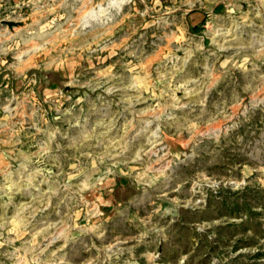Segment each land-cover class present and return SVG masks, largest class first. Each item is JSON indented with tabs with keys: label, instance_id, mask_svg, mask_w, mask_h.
I'll return each mask as SVG.
<instances>
[{
	"label": "rangeland",
	"instance_id": "374dc122",
	"mask_svg": "<svg viewBox=\"0 0 264 264\" xmlns=\"http://www.w3.org/2000/svg\"><path fill=\"white\" fill-rule=\"evenodd\" d=\"M117 3L0 0V264H264V0Z\"/></svg>",
	"mask_w": 264,
	"mask_h": 264
},
{
	"label": "crops",
	"instance_id": "0c3cea01",
	"mask_svg": "<svg viewBox=\"0 0 264 264\" xmlns=\"http://www.w3.org/2000/svg\"><path fill=\"white\" fill-rule=\"evenodd\" d=\"M13 81V77H9L7 74L1 76L0 74V89L5 90L8 89L7 86H11Z\"/></svg>",
	"mask_w": 264,
	"mask_h": 264
},
{
	"label": "water",
	"instance_id": "95a60500",
	"mask_svg": "<svg viewBox=\"0 0 264 264\" xmlns=\"http://www.w3.org/2000/svg\"><path fill=\"white\" fill-rule=\"evenodd\" d=\"M4 23H6L10 28L12 26H19L23 23V21H13V20H8V19H3Z\"/></svg>",
	"mask_w": 264,
	"mask_h": 264
},
{
	"label": "bare ground",
	"instance_id": "6f19581e",
	"mask_svg": "<svg viewBox=\"0 0 264 264\" xmlns=\"http://www.w3.org/2000/svg\"><path fill=\"white\" fill-rule=\"evenodd\" d=\"M112 2H116L117 3V0H111ZM118 1H120V0H118ZM115 4V3H114ZM118 4V3H117Z\"/></svg>",
	"mask_w": 264,
	"mask_h": 264
}]
</instances>
